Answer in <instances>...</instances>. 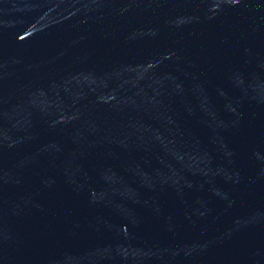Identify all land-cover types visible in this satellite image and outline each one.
I'll list each match as a JSON object with an SVG mask.
<instances>
[{
	"label": "water",
	"instance_id": "water-1",
	"mask_svg": "<svg viewBox=\"0 0 264 264\" xmlns=\"http://www.w3.org/2000/svg\"><path fill=\"white\" fill-rule=\"evenodd\" d=\"M0 264H264V0H0Z\"/></svg>",
	"mask_w": 264,
	"mask_h": 264
}]
</instances>
